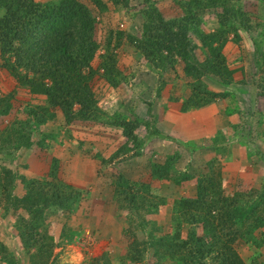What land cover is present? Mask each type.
I'll list each match as a JSON object with an SVG mask.
<instances>
[{"label": "trees", "instance_id": "16d2710c", "mask_svg": "<svg viewBox=\"0 0 264 264\" xmlns=\"http://www.w3.org/2000/svg\"><path fill=\"white\" fill-rule=\"evenodd\" d=\"M167 2L172 3L177 16L165 17ZM247 2L137 0L133 7L132 0H0V69L19 90L31 97H43L41 104L27 103L20 108L22 117L18 118L12 114L15 92L0 96V160L15 163L22 149H32L36 150L35 162L48 168L45 178H37L24 173L26 166L17 164L12 169L0 165L1 216L12 217L11 227L18 239L16 251L24 255L19 259L9 244L0 243L1 264H24L25 260L27 264H61L52 254L55 243L46 223L60 211L75 212L86 192L64 181L60 159L49 156L50 141H55L57 135L43 132V128L53 125L58 112L67 126L80 121L121 131L123 143L108 157L96 153L98 171L100 164L147 154L151 137L161 139L165 135L164 140L175 142L189 153L197 149L198 141L183 143L175 135L151 128L127 102L118 104L113 113L100 108L92 82L99 76L113 90L127 82L116 54L125 42L142 57L148 70L157 74L156 99L170 85L167 101L181 102V110L186 112L217 100L230 99L232 105L234 88H242L245 83L235 82L237 72L230 67L225 48L228 44L238 46L244 34L261 28L259 36L250 40L259 53L254 64L257 100L264 97V6L258 7L263 12H251ZM111 8L122 9L124 15L132 13L140 23H129L126 29L123 25L110 28L102 48L96 31ZM210 13L215 27L209 29L205 17ZM96 57L99 63L94 67ZM170 71L175 78L168 84L163 73ZM4 119H8L5 124ZM259 122L256 136L261 135ZM239 126L234 127V134L239 143L248 145L251 134L245 128L239 131ZM140 127L147 129L146 139L138 136ZM252 139L254 145L260 138ZM223 141L221 135L212 141L215 154L204 163L208 169L205 174L199 172L203 161L198 157L188 162L187 169H178L181 153L176 151L162 161H149L150 182L132 181L124 174L114 176L112 199L124 212L121 233L127 240L117 264H264L260 261L264 247V177L251 188L226 192L217 160L226 150ZM252 154L264 167V152L256 150ZM153 181L172 182L174 186L193 182L194 190L190 196H172L170 200L158 196ZM169 203L168 217L161 216V207ZM166 219L167 226L163 221ZM73 228L66 225L67 232L62 231L60 236L63 242L76 241L82 225ZM242 244L251 251L247 258L240 254ZM82 264L113 262L106 252L88 257Z\"/></svg>", "mask_w": 264, "mask_h": 264}, {"label": "rangeland", "instance_id": "374dc122", "mask_svg": "<svg viewBox=\"0 0 264 264\" xmlns=\"http://www.w3.org/2000/svg\"><path fill=\"white\" fill-rule=\"evenodd\" d=\"M241 1L243 2L245 0ZM246 1H248L247 3L251 12H263L262 9L258 10V7L264 6L261 2L264 0ZM136 4L137 0H132V6L134 7ZM250 5L253 8L250 7ZM166 7V18L174 15L177 16L176 9L174 7L172 8V3L168 4L167 2ZM205 21L209 29L215 27V19L212 13L206 15ZM129 23L139 25L140 21L139 18L132 17V13L124 15L122 9L115 8L113 10L111 8L110 13L103 17L102 24L98 26L96 31L102 48L105 44L108 30H110V28L112 29L115 26L120 27V25H123V28L126 29ZM260 32H262L261 28L256 29L249 35L244 34L242 36V42L238 46L233 45L232 51L229 52L230 59H228V61L230 67L237 72L235 75V82L238 85H241L242 81L245 83V86H242V88L238 86L234 88L237 98L239 97L237 105L235 104L236 108L242 107V112H246V114H244L243 125L247 132L251 134V138L255 137L261 139H257L254 145L252 143V148H255L254 151L259 150L260 152H264V97L259 98L258 100L260 101L255 98L258 91L254 83L257 78L254 64L259 53L254 50L250 40L259 36ZM102 52L103 49L99 51V54H102ZM116 54L118 56L119 67L124 71L126 76H128V80L121 85L120 89L113 90L101 77L96 76L92 82V89L97 96L99 102L98 105L103 111L113 113L117 109L118 104L127 102L133 109H135L134 111L138 113L140 119L148 123L151 128L156 126L157 123L152 121L151 113L155 114L162 110V100L156 99L155 96L157 74L148 70L142 57L137 55L134 48L126 42L116 51ZM98 63L99 59L96 57L93 66L96 67ZM179 70L180 69H178V73L180 72ZM240 71H242V73H239ZM163 76L168 84H171L175 78V73L172 71L164 72ZM177 83L179 84V82ZM1 89H3V91H0V96L6 94L8 91L15 92L13 101L15 112L12 113L14 117H22L20 108L25 104L42 103V99L40 100L39 97H31L25 90H19L17 84H14L13 81L9 79L7 72L3 69H0V90ZM235 102L236 99H233L232 105H234ZM225 103L229 105L230 99ZM148 104H152V108H150V105L148 106ZM8 119L11 120L12 117ZM8 119H4L3 123L5 124L8 122ZM258 122L260 125L257 128H261V131L259 132L261 134L260 136H256V124ZM158 126H161V124L158 123L156 126L159 129ZM146 130L145 127H140L137 131L138 136L146 139ZM192 130L193 129L189 132L188 137L197 131L194 130L192 132ZM43 132H55L57 135L55 141H50V149L48 151L49 156L53 154L71 155L72 152L75 154L79 153L83 158L92 161L94 160L96 170L98 168V161L95 160L96 153H100L106 158L114 149H117V147L123 143L121 131L119 129L104 128L94 123L80 121L73 122L71 125L67 126L65 125L60 112H58V118L54 121L53 125L48 127L45 126ZM163 137H161V139L158 137H151V139L148 140L147 146L150 149L147 154H143L134 159L129 158V160L124 162L122 160H116L114 163H108V165L105 166L100 164V170L97 171L96 176L94 175L93 180L88 181L84 187L73 185L87 193H84V199L78 209L73 213L60 211L57 214H53L46 223L48 225V232L55 243L52 254L53 256H58L61 264H82L86 258L99 257L106 252L109 254V257L112 258L113 264L118 263L119 256L125 252L127 240L121 233L123 227V218L121 216L124 215V212L120 211L112 199L113 187L111 182L114 176L117 174H124L132 181L141 180L143 182H150L151 179L148 175L149 161H162L167 155L176 151L181 153V160L178 162L177 168L184 170L187 169V165H189V157L183 147H178L175 142L166 141ZM190 141H193V144H195L196 139ZM182 142L190 143L188 140H183ZM196 147L198 148V146ZM35 151L36 150L32 152V149H22L18 153L19 158L15 163L8 160H0V165L3 164L12 169H15L17 164L22 167L26 166L27 168L24 170V173L27 174L28 177L45 178L44 169H46V165L39 163L40 161L35 162ZM41 153L44 155L42 151ZM246 157L248 166H246V168L244 166L243 171H249L252 175V182L253 179L257 178V174L260 175V173H264V170L262 167H255L254 163L250 162L251 155H249V153ZM208 159L206 157L201 159V161H203V167L200 168L199 172H203L204 174L208 173V169L204 167V163L208 161ZM218 159L219 163H222V170L224 171V163L228 162L227 160L229 159H226L225 156H218ZM197 169L198 168H195L194 171ZM99 172L100 175L98 174ZM232 179H234V177ZM261 180L262 178L259 176L256 183ZM237 182L240 183V179L237 178ZM192 184L174 186L172 185V182H152L153 188L158 190V196L164 195V197L167 196L170 200L173 198L172 196H190L194 190ZM237 184L236 187L239 188ZM229 186L231 187L233 185L230 184ZM170 208V203L168 206H162L161 210H163V214L161 216L165 215L168 217ZM1 213L2 209L0 208V239H2V242H6L10 245V250L16 251V243L18 239L16 237V232L11 227L12 217L8 216L4 218L1 216ZM163 221L167 226L168 220L166 219ZM65 223H69L71 228H78V226L82 225L80 234L73 243L68 244L61 240L60 236L62 230L66 228V226H64ZM239 249L241 250L240 254H242L243 258H247L251 255L250 249L245 245L242 244ZM16 253L19 259H21V257L24 259V255L18 250ZM263 260L264 247L261 250L260 261L262 262ZM24 264H27L26 260L24 261Z\"/></svg>", "mask_w": 264, "mask_h": 264}, {"label": "crops", "instance_id": "0c3cea01", "mask_svg": "<svg viewBox=\"0 0 264 264\" xmlns=\"http://www.w3.org/2000/svg\"><path fill=\"white\" fill-rule=\"evenodd\" d=\"M232 47H233L232 44H228L225 48L226 56L229 59H230L229 52L232 51ZM236 74L237 73H235V75ZM170 89H171L170 85H167L163 89L160 95L161 96L160 100H162V110L161 112H157L155 114L151 113L152 121H155L157 125L158 123L161 124V126H158L159 130H161V132H163L166 135H175V138H178L179 140L182 141L183 140L190 141L194 139L198 141L196 144L198 148L192 153H189L187 150L183 148L186 151L187 156L189 157L188 158L189 161L191 159L193 160V157H198L200 159H203V157H206L207 159L212 158L215 154L213 152V147L211 146L212 141L214 139L218 140V136L221 135L225 137V141L223 142L226 144V150L222 154H219L218 156H225L226 159H229L227 160L228 162L224 163V167H225L224 171L222 170V173L224 175L222 180L223 187L226 190V192H233L235 191V189H238L236 187L237 183H238L237 185L240 188L243 189L251 188L257 182L259 176H261V178L264 177V173H260V175L257 174L258 175L257 178L253 179L251 182L252 175L249 173L248 170L243 171L244 166L245 168L246 166H248L246 161L247 160L246 156H248V153L249 155H251L250 162L254 163L255 167H262L263 170L264 167L256 163L253 158L252 152H254L255 149L252 148L253 139L251 138V136L249 135V139H248L249 142L248 145H246L243 143H239L238 139L236 138V135L234 134L233 129L234 127H237V124H241V126L238 127L239 131H243L242 129L244 128L243 125L244 115L242 112V107L240 106L241 108H236L239 97L237 98V96L235 95L236 102L232 106L227 105L225 101L223 102L217 100L215 103H212L209 106L201 108L199 110L192 109L190 111L183 112L181 110V105H182L181 102L167 101V98L170 95V91H169ZM179 89L180 90L177 92V94L181 92V88ZM0 91H3V89H1ZM156 92H157V86L155 88V96H156ZM6 93H9V91ZM183 94L184 96H186L185 94H187V92L184 91ZM39 98L40 100L41 99L43 100V97L40 96ZM255 98H257V96ZM150 108H152V104H150ZM237 111H241L242 114L240 115L234 114L235 112L237 113ZM191 129H193L192 132L194 130L197 131L194 132L190 137H188ZM176 130H178L177 135L175 134ZM247 133H245V136H247ZM53 155L58 159H60L61 161L60 176L67 183H70L74 186L84 187L85 184H87L88 181L93 180L94 175L96 176L97 174L98 168L96 170V164L94 160L92 161L83 158L82 155H80L79 153L77 154L72 153L71 155L69 154H62V155L53 154ZM45 168L46 169H44L45 172L44 174H46L48 171L47 167ZM228 174L230 177L232 178L234 177V179L230 178ZM237 178L240 179V183L237 182ZM187 184H192V182L184 183V185ZM230 184H232L233 186L230 187L229 186ZM67 224L68 223H65L64 226H66ZM62 231H66V230L64 229ZM0 241L1 244H6V242H2V239H0Z\"/></svg>", "mask_w": 264, "mask_h": 264}]
</instances>
